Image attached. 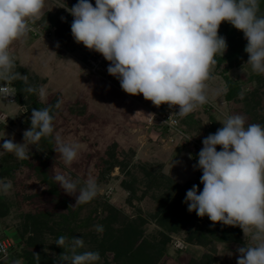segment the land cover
<instances>
[{
    "label": "rangeland",
    "instance_id": "rangeland-1",
    "mask_svg": "<svg viewBox=\"0 0 264 264\" xmlns=\"http://www.w3.org/2000/svg\"><path fill=\"white\" fill-rule=\"evenodd\" d=\"M77 2L45 0L38 24L51 31L49 39L43 36L33 38L28 34L10 48L15 57V70L28 76V84L37 87L45 85L47 88L46 101L41 102L36 94L35 100L44 107L55 105L57 101H62V104L52 113L55 117L54 134L48 137L52 140V148L40 140L36 145L29 146L30 158L26 160H19L14 154L0 149V180L11 181L13 186L7 195L0 193V239H8L14 246L21 243L19 251L42 253L48 263L60 264L55 233L62 228L60 215L67 213L63 201L66 199L72 210L77 209L80 203L76 204V195L64 192L54 176L58 173L70 175L74 181L80 182L78 188L92 177L99 186V194L78 209V220L89 222L78 232L94 237L98 233L95 226L103 225V233L115 240L122 234L120 229L126 228L129 223L137 232H142L140 237H133L124 257L117 258L113 253L104 251L98 264H104V261L109 264H187L190 259H198L207 252L206 247L186 241L188 232L201 228V223L194 225L185 217L182 229L169 233V221L160 219L158 215L167 198L171 201L176 191L167 179L154 181L148 178V174L159 171L180 186L188 180L195 181L198 170L193 167L196 165L193 147L191 143L184 144L179 137L171 140L146 127L147 107L152 102L145 100L142 94H127L118 79L104 81L85 70L83 57L90 50L75 42L71 33L74 18L67 10ZM89 2L95 7V0ZM259 10V14H264V0H259ZM233 28L229 22H222L218 35L246 46L243 32ZM232 30L234 38L230 35ZM227 49L223 55L228 53ZM216 55L223 56L221 53ZM245 57L228 71V76L241 84V94L231 102L224 98L226 88L220 75L226 64L211 67V79L206 83L209 86L208 101L214 105L213 110L209 113L198 111L190 117L186 127L190 129L188 134L192 138H206L210 117L223 126L220 122L226 114L243 115L246 125H264V75L253 72L246 64L248 54L245 53ZM4 83L0 81V85ZM215 90H219L220 95H214ZM30 118L27 106L7 105L1 100L0 145L5 139L23 143V133L31 127ZM56 133L65 143L79 145L78 158L71 166L64 164L57 151ZM42 160L46 161L45 167H42ZM37 167H41L52 180L55 193L50 191V184L45 182ZM198 188L203 190L200 185ZM105 207H112L117 212L113 227L119 233L111 229L112 223L104 220L109 218ZM32 221L34 226H31ZM103 233L100 241L107 246L105 238L108 237ZM162 234L170 237L167 255L158 261L150 260L149 244L155 239L160 240ZM174 239L183 243V250H176ZM242 239L243 245H220L212 264H237V248L252 243L244 232ZM88 245V250H94L100 244L90 242ZM13 249L15 251L16 247H11Z\"/></svg>",
    "mask_w": 264,
    "mask_h": 264
},
{
    "label": "clouds",
    "instance_id": "clouds-1",
    "mask_svg": "<svg viewBox=\"0 0 264 264\" xmlns=\"http://www.w3.org/2000/svg\"><path fill=\"white\" fill-rule=\"evenodd\" d=\"M45 0H0V99L15 96L13 81L27 85L24 92L46 101L45 85L28 84V76L16 71L10 52L14 42L25 38L42 18ZM73 16L71 33L76 43L101 54L109 63L107 72L119 80L124 92L142 94L159 107L179 106L172 116L185 117L208 103L210 69L217 53L227 49L218 35L222 22L241 30L247 45V65L264 75V14H259V0H89L67 9ZM63 19V18H62ZM58 46V45H57ZM214 95H220L215 90ZM14 103V102H10ZM62 101L31 112V127L23 133L24 142L5 139L0 149L19 160L29 159L30 145L54 134L53 109ZM152 116V114H149ZM223 126L203 139L194 168L202 170L200 183L186 192L184 202L189 212L207 216L213 224L239 226L251 244L238 247L237 264H264V125H246L240 114H226ZM54 139L66 166L78 158L79 145L65 143L59 133ZM217 146H221L217 151ZM54 179L68 195H76V204L92 201L99 194L95 179L83 184L70 175L56 174ZM11 181L0 180V193L7 195ZM98 233L103 225H96ZM55 244L67 251L60 264H98V251L84 250L82 237L60 236ZM0 253L7 250L0 245ZM37 260L39 255H36ZM12 264H24L16 259Z\"/></svg>",
    "mask_w": 264,
    "mask_h": 264
},
{
    "label": "trees",
    "instance_id": "trees-1",
    "mask_svg": "<svg viewBox=\"0 0 264 264\" xmlns=\"http://www.w3.org/2000/svg\"><path fill=\"white\" fill-rule=\"evenodd\" d=\"M234 29V28H233ZM233 38V30L232 33L230 34ZM227 50L228 53L224 54L223 56H215L216 60V66L220 67L224 64H226L227 67H224L220 75L223 77V81L225 84L226 92L224 93V98L226 101L231 102L235 100L240 94H241V84L238 81H235L231 79L228 76V71L231 69V67L234 65H238L239 62L243 61L245 57V47L241 44H236L233 41L231 42L229 39L227 40ZM245 45V44H244ZM248 53H246L247 55ZM84 59V57H83ZM258 78V77H257ZM249 80H253V78H250ZM250 82V81H249ZM13 87L16 90L15 94V104L20 105V106H27L28 112H32L33 109H42L44 106L40 103H38L35 100V94H29L27 92H24L25 87L27 86L24 81L22 80H16L12 82ZM212 111H202V113H209ZM195 116V114L188 115L184 117L180 121V128L184 130V132L191 133L190 129L186 127V125H189V119L190 117ZM211 118V123L210 126L208 127L207 130V135L209 134H215V132L221 128L222 126L212 117ZM187 123V124H186ZM164 133V131L162 132ZM197 137V135H196ZM202 138V137H199ZM43 142H47L49 148H52V140L51 138H42L41 139ZM221 146H217V151H220ZM196 155L193 154V161ZM45 160H42L41 164L42 167H45ZM197 164V163H195ZM44 165V166H43ZM37 170L41 172L43 175V179L47 184H50V191L52 193L56 192L55 186L52 182V180L47 176V173L41 167H37ZM4 169H2L3 171ZM198 177L195 179V181H187L183 186L178 185L177 183H173L168 177H165V175L161 174L159 171H154V172H149L148 178L152 179L154 181L158 180L159 178H165L167 181L173 184V187L176 191V196H174L171 201L168 200L166 201V204L162 205V212L159 213L158 217H161L160 219H166L168 220V232L169 233H176L180 231L183 227L184 223V218L187 217L188 220L193 223L194 225L197 223H201V228L199 229H193L188 232V239L186 240L190 244L198 245L201 247H206L207 252L204 253L201 257L198 259H190L187 264H212L215 262V257L214 254L218 251L217 248L220 245H227L230 246L232 244L236 245H243L244 241L242 239L243 236V230L239 226H229V225H224L221 222H217L213 224L212 221L207 216L204 217H198L196 213L189 212L187 210V204L184 202L186 192L192 188L193 185H200L202 186L203 189V184L200 183V177L202 176V170L198 169ZM156 172V173H155ZM2 176V175H1ZM130 190L131 189H127ZM133 192V190L131 191ZM94 200V199H93ZM92 200V201H93ZM64 205L67 206V213L61 214L62 222L60 226L62 227L59 232L55 233V236L59 238L60 236H66L71 240L72 237H82L86 249H81L79 251H84L88 250V243L90 242L95 243V244H100L98 246H95V249L92 251H98L100 254V257L103 259L101 256L104 254V251H109L113 253L117 258L119 257H124L125 252L127 251V248L131 247V242H133V237L136 236H141L142 232H137L134 229V225L129 223L127 224L126 228H121V236L118 237L115 240L110 239L109 236L106 233H103V236L106 235L108 238H105V241L107 243V246H103L102 242L100 241L101 233H96L94 237L88 236L87 234H82V232H78L79 229H82L85 226L89 225V222L87 221H80L78 220V209L82 206V204H79L77 209L72 210L70 208V204L66 199L63 201ZM108 211L105 213L109 218L104 220L109 221L111 224V229L115 233H119V231L114 229V221L116 220L117 217V212L111 207V208H106ZM113 221V222H112ZM31 226H34L33 221L31 222ZM199 227V226H198ZM170 237L168 235H161L160 240H154L151 241L149 244V259L150 260H160L163 256L167 255L168 251V243L170 241ZM90 241V242H89ZM101 242V243H100ZM19 244V245H18ZM21 243H17L15 246L12 245V247H16V250L14 251L11 250V254L9 258L6 260H0V264H11L14 260L16 259H22L25 264H55V263H48L46 259L43 257L42 253L38 252H30V251H19L22 247L20 245ZM103 246V247H100ZM66 252L67 249H63L61 247H57L56 252L58 253V257H60L63 252ZM179 251V250H178ZM36 255H39V259L37 260ZM131 258H133V255H130ZM130 258V259H131ZM60 260V258H59ZM132 260V259H131ZM104 264H109L108 261H104Z\"/></svg>",
    "mask_w": 264,
    "mask_h": 264
},
{
    "label": "built area",
    "instance_id": "built-area-1",
    "mask_svg": "<svg viewBox=\"0 0 264 264\" xmlns=\"http://www.w3.org/2000/svg\"><path fill=\"white\" fill-rule=\"evenodd\" d=\"M37 21L32 27L35 29L34 31L30 32L29 35L33 38H37L38 36H43V38L49 39V36L51 35V31L48 30L46 27L44 28L42 25L38 24ZM108 61L104 59V57L95 52L90 51L88 52L83 59V65L85 70L88 71L90 75H98L100 76L104 81H112L117 79L116 77L109 75L107 72V68L109 67ZM4 84L0 85L3 86ZM2 100V99H1ZM3 103L7 105H12L15 103V96L7 97L5 100H2ZM14 102V103H10ZM213 104L208 101V103L204 104L203 106L198 107L195 111L190 113L189 115L196 114L198 111H212L213 110ZM148 110V119L146 122V127L149 129H154V131H157L161 134V136L169 138L172 140L174 137H179L182 139L186 144L191 143L193 150L192 153L196 155L194 158V162L198 163V153L203 148V137L202 138H192L187 132H184L182 128H180V121L184 117L180 116H172L174 113H178L179 106H173L172 108H169L168 105L162 104L161 106L157 107L153 104L149 105L147 107ZM149 114H152V116H149ZM188 116V115H187ZM186 117V116H185ZM164 131V133H162ZM173 244L175 245L176 250H183L184 245L182 242H180L177 239H174ZM0 245H2L7 250V257H4L2 253H0V260H6L9 258L11 254V247L12 244L8 239H0Z\"/></svg>",
    "mask_w": 264,
    "mask_h": 264
},
{
    "label": "crops",
    "instance_id": "crops-1",
    "mask_svg": "<svg viewBox=\"0 0 264 264\" xmlns=\"http://www.w3.org/2000/svg\"><path fill=\"white\" fill-rule=\"evenodd\" d=\"M137 101V100H136ZM0 103H1V100H0ZM137 104H139V102H137ZM2 111V110H1Z\"/></svg>",
    "mask_w": 264,
    "mask_h": 264
}]
</instances>
